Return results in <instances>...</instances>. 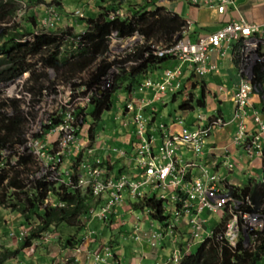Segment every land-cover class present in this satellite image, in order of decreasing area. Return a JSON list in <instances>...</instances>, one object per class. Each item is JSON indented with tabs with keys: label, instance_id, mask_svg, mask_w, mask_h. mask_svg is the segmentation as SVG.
<instances>
[{
	"label": "built area",
	"instance_id": "built-area-1",
	"mask_svg": "<svg viewBox=\"0 0 264 264\" xmlns=\"http://www.w3.org/2000/svg\"><path fill=\"white\" fill-rule=\"evenodd\" d=\"M189 1L195 5L216 8L221 14L232 3L231 0ZM25 14L24 6L9 25H20ZM115 16L121 15L116 12L109 19ZM73 17L83 18L84 13L75 11ZM61 21L62 15L57 7L44 5V16L38 27L19 43L33 44L42 33L56 31ZM191 29V22H186L173 35L171 43L149 42L147 46L150 51L146 58L167 59L174 66L164 70L159 79L147 76L138 87L137 93L142 96L138 97L133 92L128 100L123 101L125 106L122 110L128 123H132V134L135 136V141L131 143L135 164L129 174L109 175L101 166L103 162L89 148L91 139L83 128L86 127V119L93 105L106 94L115 92L116 80L123 69L129 70L140 63H120L146 44L145 37L139 32L121 37L118 31L111 30L104 57L109 64L106 76L100 72L99 62L94 74H82L68 81L59 80L53 68H45L37 63V59H29L28 62L33 64L31 68L11 81L0 83V99L19 101L22 105L27 132L26 143L18 151L33 158L37 164L35 174L31 177L33 184L67 185L75 190L89 189L96 198L106 195L108 204L99 216L116 214L112 207L122 203L126 192L133 197H145L158 191L159 198L165 202L164 221L157 229L149 232H145L142 225L138 226L137 229L144 232V237L137 234L136 240L147 239L152 246L166 240L176 244L180 237L181 220L186 218L193 229L189 240V245H192L204 238L203 232L212 235L206 230L208 220L202 214L220 212L222 220L226 217L228 220L221 228L218 239H225L232 247H236L243 238L245 248H254L258 241L256 233L261 232L264 227V207L257 206L248 197L234 198L229 193L226 179L211 173L210 164L197 165L195 161L186 159L179 153L181 149H185L196 157L203 156L210 130L218 125L228 126L234 121L239 124L234 143L243 147L250 158L261 155L264 118L259 113L252 112L256 126L252 131L248 130L245 119L248 118L251 96L257 89L259 70L264 72V29L243 21H233L215 33L196 39L192 38ZM82 34L60 39L59 50L66 54L83 47L85 41ZM233 41L240 43L239 73L242 79L234 96L236 110L232 120H215L205 130H189L182 120H177L179 130H172L165 123L152 126L151 121L158 116V105L163 104V98L182 91L181 78L184 73L188 72L199 79L211 76L216 65L209 62L210 53ZM33 70L45 71L47 74V81L40 92L29 90ZM95 76L99 77L94 81ZM73 159L81 160L76 173L68 166ZM223 165L226 170L234 167L228 160ZM196 167L200 168L201 177L191 175ZM74 176L76 181L73 180ZM21 236L24 237L25 232ZM53 237L52 234H47L43 240L47 242ZM181 256V251L177 249L170 262L178 263Z\"/></svg>",
	"mask_w": 264,
	"mask_h": 264
},
{
	"label": "trees",
	"instance_id": "trees-1",
	"mask_svg": "<svg viewBox=\"0 0 264 264\" xmlns=\"http://www.w3.org/2000/svg\"><path fill=\"white\" fill-rule=\"evenodd\" d=\"M26 1L29 6L48 4L46 0ZM100 1L105 6L101 7L99 17L90 22L84 35L85 45L72 55V61H67L58 56L59 40L74 35L73 29H58L42 33L31 45L19 43L23 37L32 33L30 29L27 31L25 29L20 33L17 24L8 25L11 24L21 5L18 0H0V82L10 81L29 69L28 59L36 57H39L45 66L55 68L69 80L85 73L94 74L97 71L94 68L99 62L100 72L106 76L109 64L104 57L108 50L107 37L111 30L118 31L121 37L139 31L148 41L169 44L172 42L173 35L183 24L180 17L167 14L164 8H157L156 11L149 12L147 7L133 11L127 18L116 16L110 20L109 14L117 12L119 6H116L115 0ZM53 3L59 9L62 8L60 0H54ZM148 52L147 47L140 48L127 60L120 62L123 65L127 62L140 61L129 71L123 70L121 76L116 80V89L124 88L127 92L135 91L137 84L149 72L167 61L153 57L145 58ZM32 74L34 82L42 87L43 72L38 73L33 70ZM98 77L95 76L94 81ZM260 78L262 82L264 80L263 73ZM114 101L113 93L106 94L102 100L96 102L89 118H99L104 111L111 109ZM184 106L191 107L189 103H185ZM9 111H13V115H10ZM26 132V119L21 111L20 103L0 100V164L3 163L2 156L5 151L12 152L11 158L17 157L15 165L10 164L11 158H9L5 162L6 168L0 167V207L17 213L22 219L21 224L30 229V235L22 243L21 248L30 247L32 242L38 239L43 232L52 231L59 225H66V227L74 229L75 234H70L65 239L61 237L62 246L76 249L83 241L78 236L83 228L81 221L87 218L90 208L94 206L92 198L89 193L79 190L67 191L65 187L57 189L44 183L33 184L31 177L35 173L36 162L30 157L17 154L18 148L26 143ZM227 188L230 195L236 199L249 197L258 206L264 204V184L250 182L246 187L229 185ZM48 192L54 193L55 198L63 202L64 206H46L41 209ZM132 204L135 209H141L142 206L151 208L153 219L162 220V207L153 198L142 200L140 203L132 201ZM222 227L223 224L216 228L212 237L206 239L195 254L186 256L181 264H264V230L257 234L258 241L254 248H245L243 238L240 239L236 247H232L225 239H218ZM191 231H193L192 228L189 229V232ZM21 255L20 249L11 250L4 247L0 251V264H7L14 259L18 260ZM68 264L79 263L70 259Z\"/></svg>",
	"mask_w": 264,
	"mask_h": 264
},
{
	"label": "crops",
	"instance_id": "crops-1",
	"mask_svg": "<svg viewBox=\"0 0 264 264\" xmlns=\"http://www.w3.org/2000/svg\"><path fill=\"white\" fill-rule=\"evenodd\" d=\"M97 1L99 0H94V8L90 5L88 8L90 11L100 13L102 5L98 8ZM138 1L142 2L143 0H131L130 4L138 6L140 4ZM81 3L85 4L84 2H79V4ZM156 5L174 9L182 18L193 20L195 22L194 32L196 34L212 33L231 21H244L249 24L264 27V0H232V4L227 7L224 14H219L216 9H211L206 6H194L189 0H172L171 2L156 0ZM69 8L64 4V8L60 9V11L66 12V10H70ZM43 15V5L29 8L27 19H31V22L28 23L27 27H33L36 23H39V18L40 16L43 17ZM71 25L75 29L80 27V25L83 26L81 22L76 23L75 21L72 22L71 19H63L64 27ZM235 49H237V44L232 42L229 46H224L218 51L211 52L209 62L216 65V70L209 77L199 79L185 72L182 77V84L184 86L182 94L166 95L163 98V104L159 106L161 117L155 122H164L172 130H179V124H177L176 118L181 117V119L185 118L186 127L189 130H193L199 126L207 125L213 118H223L226 121H230L236 110L234 96L241 82V77L238 75L233 62ZM170 66H173L171 62L164 63L151 73L152 77L159 79L162 77L164 70L170 68ZM260 86L261 90L256 92L251 99V106L262 112L264 80ZM126 94L127 91L121 89L116 97H120L121 99L119 101H122ZM186 96L194 97L189 104L191 106L189 108L188 106H184ZM114 105H118V113L115 115L104 113L95 120L90 119L91 122L94 121L91 130L88 131V136L92 138L90 145L94 149H98L97 153L99 156H107L109 160L107 163L114 171L117 169L122 171L125 168V171L130 173L133 168L132 163L126 160H115L117 157L108 151L110 147L105 148V145L111 147L124 146L127 139L129 141L133 139V136L130 137L127 134L130 130H133V126L128 123L127 116L121 110V105L118 103ZM116 118H119V120L117 121ZM245 122L252 131L254 128L253 123L247 119ZM237 131V123H232L226 127L217 129L206 146L205 154L198 161L199 164L209 163L211 165V173L226 177L229 185L244 187L249 182L250 176L262 178L264 157L255 156L250 158L246 155L244 148L234 143ZM126 148L128 147L126 146ZM179 154L188 158L187 155L189 153L185 149H181ZM225 158H228L227 160L234 165L233 171L226 170L224 167L223 162ZM199 173L200 170L196 169L193 171V176L198 178ZM123 219L121 223L114 224L111 227H107L102 221L93 220L90 227L96 222L91 227V232L93 233L92 237L97 239V241L94 244H90L93 240L89 241L84 249L97 253L103 250V244L108 243L112 244V248L116 250V255L120 256V264H153V261H151L152 254H148V252H154V250H151L146 245H137V243L132 242L130 237H128L133 233L132 229H134L137 223L136 218L132 216L127 219L123 217ZM5 223L0 221V227L7 234L8 229L6 230ZM148 223V221H145L143 225H146L147 229H149ZM100 233L103 236H99ZM165 256L166 253L163 254V257ZM89 257L86 254H81V262L93 264V255Z\"/></svg>",
	"mask_w": 264,
	"mask_h": 264
},
{
	"label": "clouds",
	"instance_id": "clouds-1",
	"mask_svg": "<svg viewBox=\"0 0 264 264\" xmlns=\"http://www.w3.org/2000/svg\"><path fill=\"white\" fill-rule=\"evenodd\" d=\"M94 1V0H93ZM167 2H171L172 0H166ZM19 3H20V5H21V7H20V10L19 11H21V9L25 6L26 7V14H25V16H24V18H23V20H22V22H21V24L20 25H18V27H19V32L21 33V32H23V30H25L26 29V31L27 30H32V33L31 34H33V32H34V29L35 28H37L38 27V24L39 23H36L33 27H27L28 26V23H30L31 22V19H27V14H28V11H29V8H31V7H34V6H36V7H38L39 5H42V4H33V5H31V6H29L28 4H27V1L26 0H20V1H18ZM140 4L138 5V6H135V5H131L130 3H131V0H115V4H116V6H119V8H117V9H119L117 12L122 16V15H124V17H121V16H119L120 18H127L128 16H130L131 15V13L133 12V11H139V10H142L144 7L146 8L147 7V11H149V12H154V11H156V9L157 8H164L165 10H166V12H167V14H169V15H171V16H178V17H180L181 19H182V21H183V24L180 26V28L186 23V22H191V24H192V29H191V36H192V38H194V39H196V38H198L199 36H202V35H206V34H196L195 32H194V26H195V22L193 21V20H191V19H189V18H182L174 9H169V8H166V7H160V6H157L156 5V0H143L142 2H140V1H138ZM231 2H232V0H231ZM193 4V3H192ZM232 4V3H231ZM46 5H49V4H46ZM53 5V4H52ZM87 5H88V7H89V4H84V6H85V8L87 7ZM194 6H199V7H201L202 5H195V4H193ZM230 5V4H229ZM229 5H227V7L229 6ZM53 6H55V5H53ZM103 6H105V5H103ZM126 6V7H125ZM55 7H57V6H55ZM124 7H125V9H127V10H129V14H127V15H125L124 13H123V9H124ZM207 7V6H206ZM227 7H226V10H227ZM85 8H83V9H73V10H66V12L64 11V12H61L60 11V9L57 7V9H58V11H59V13L62 15V21H61V23L63 22V19L65 18V19H71V21L72 22H79V20H82V19H85L86 17H85V14H86V9ZM208 8H211V7H208ZM61 9H63V6H62V8ZM211 9H216V8H211ZM43 10H44V4H43ZM78 10H80V11H82L83 13H84V17L83 18H80V19H75L74 17H73V13L75 12V11H78ZM217 10V9H216ZM226 10H225V12H226ZM19 11L17 12V14L19 13ZM217 12L219 13V14H221L218 10H217ZM224 12V13H225ZM116 13V12H115ZM223 13V14H224ZM16 14V15H17ZM111 14H113V12H111ZM111 14H109V16L111 15ZM44 16V15H43ZM116 17V16H115ZM30 18V17H29ZM43 17H41L40 16V18H39V22H40V20L42 19ZM114 19V18H113ZM111 20V19H110ZM13 21V20H12ZM90 20H89V26H90ZM231 22H233V21H231ZM244 22V21H243ZM247 24H249V23H247ZM9 25V24H8ZM15 25H16V23H15ZM227 25V24H226ZM250 25H252V26H259V25H255V24H250ZM9 26H12V25H9ZM225 26V25H224ZM223 26V27H224ZM259 27H261L262 29H264V27H262V26H259ZM68 28H71V29H73V31H74V35H70V36H73V37H76V36H79L80 34H82L83 35V38H84V35H85V33H86V31H87V29L86 30H82V32L80 33V34H77V33H75V31H76V29L71 25V26H66V27H64V26H58V28H57V30L58 29H68ZM179 28V29H180ZM178 29V30H179ZM221 29V28H220ZM219 29V30H220ZM177 30V31H178ZM176 31V32H177ZM218 30H216V31H214V32H212V33H215V32H217ZM136 32H139V31H136ZM140 33V32H139ZM212 33H208V34H212ZM30 34V35H31ZM141 34V33H140ZM30 35H27V36H30ZM142 35V34H141ZM27 36H25V37H27ZM144 36V35H143ZM25 37H23V38H25ZM67 37V36H66ZM145 37V36H144ZM64 39V38H63ZM63 39H61V40H63ZM146 39V38H145ZM36 41V40H35ZM84 41L86 42V40L84 39ZM149 42L150 41H148L147 39H146V44L144 45V46H141L140 48H144V47H147V49H149L148 48V44H149ZM233 42H235L236 44H237V49H235L234 50V58H233V62H234V64H235V62H237L236 64H235V66H236V69H237V73H238V75L241 77V79H242V76L240 75V73H239V70H240V43H238V42H236V41H233ZM232 42H230V44H231ZM22 44H24V43H22ZM229 44V45H230ZM29 45H31V44H29ZM228 45V46H229ZM60 47V46H59ZM140 48H138V49H140ZM43 49H45L46 50V48H43ZM78 50V49H77ZM76 50V51H77ZM76 51H73L72 53H63L61 50H59V48H58V51H57V53H58V56L60 57V58H65L67 61H72L73 59H72V55L73 54H75L76 53ZM149 51H150V49H149ZM214 51H218V50H214ZM149 53V52H148ZM211 54V53H210ZM224 56V55H223ZM146 58V57H145ZM151 58V57H150ZM29 59H32V60H34V59H37V63H41L45 68H47L41 61H40V58L39 57H36V58H29ZM28 59V60H29ZM167 60V59H166ZM133 62V61H132ZM140 62V61H139ZM166 62H169L168 60L166 61ZM165 62V63H166ZM28 65H29V68H31L32 66H33V64L32 63H29L28 62ZM163 65V64H162ZM161 65V66H162ZM137 66V65H136ZM173 66H174V64H173ZM52 68V67H51ZM158 68V67H157ZM54 69V71H55V74L57 75V79H59V80H64V81H68L69 79H67V77H65L64 75H62V73L61 72H58V71H56V69L55 68H53ZM131 69V68H130ZM129 69V70H130ZM124 70V69H123ZM126 70V69H125ZM129 70H127V71H129ZM156 70V69H155ZM155 70H152L151 72H149L145 77H144V79L142 80V81H140V83H138L137 84V86H136V89H135V91H133L134 93H137V91H138V87H139V85L141 84V82H143L144 80H145V78L147 77V76H152V72L153 71H155ZM25 72V71H24ZM23 72V73H24ZM40 72H43V83H42V87H40L38 84H36L35 82H34V80H33V74L31 75V85H30V87H29V90L31 91V92H34V91H41L42 90V88L45 86V83H46V81H47V74L45 73V71H40ZM40 72H38V73H40ZM123 72V71H122ZM32 73V72H31ZM261 73H263L264 74V72H261L260 70H259V74H258V79H257V82H256V85H257V89L253 92V95L256 93V92H259L260 90H261V86H260V84H262V82H261V78H260V75H261ZM22 74V73H21ZM21 74H19V75H21ZM85 74H89V73H85ZM122 74V73H121ZM18 75V76H19ZM17 76V77H18ZM121 76V75H120ZM183 77V76H182ZM16 78V77H15ZM119 78V77H118ZM14 79V78H13ZM12 79V80H13ZM202 79H204V78H202ZM11 81V80H10ZM8 82V81H7ZM0 83H3V82H0ZM181 83H182V78H181ZM182 91L181 92H179V93H177V94H174V95H178V94H182V92H183V89H184V86H183V84H182ZM121 89H124V88H120V89H116V86H115V92L113 93L114 94V97H115V103L113 102V106L111 107V109L114 107V104H120L121 105V110L123 109V107L125 106V103L123 102L124 100H128L129 99V97L131 96V94L133 93V92H127V94L125 95V97H124V99H122V101H119V99H121L120 97H116V96H118V92H120V90ZM184 94H185V92H184ZM168 95H173V94H168ZM253 95L251 96V99H252V97H253ZM137 96L138 97H141L142 95H141V93H137ZM263 98H262V101H263V104H264V91H263ZM192 99H194V97L193 96H186V101H185V103H191L192 102ZM0 100H3V99H0ZM3 101H14V100H3ZM16 102H19V101H16ZM235 103V102H234ZM95 105V104H94ZM94 105H93V107H94ZM161 105V104H160ZM160 105H158V116H156L155 118H153V119H155V120H152L151 121V125L152 126H158V124H160V123H164V122H160V123H158V122H155L157 119H159V117H161V112L159 111V106ZM236 105V104H235ZM20 106H22L21 104H20ZM249 106H250V108H249V114H248V118H247V120H250L252 123H253V125H254V128H256V126H255V122H254V120L252 119V112L254 111V112H257V113H259L263 118H264V114H263V110H262V112H260L259 111V109H255V108H253L252 106H251V100H250V104H249ZM93 107L90 109V111H89V113H88V116H87V122L88 121H90V119L91 118H89V115H90V113H91V111H92V109H93ZM110 109V110H111ZM110 110H107V111H104L102 114H104V113H106V112H109ZM9 114L10 115H13V111H9ZM24 116V115H23ZM25 117V116H24ZM233 117V116H232ZM92 119L93 120H95L93 117H92ZM117 119V118H116ZM218 119H222V120H224L223 118H213L207 125H205V126H199L198 128H196V129H193V130H198V129H202V130H205V129H208V128H210V126L212 125L211 123L213 122V121H215V120H218ZM119 120V118L117 119V121ZM177 120H182L183 121V124L186 126V124H185V118H183V119H181V117H178V118H176V121ZM232 120V119H231ZM245 121H246V119H245ZM224 122H226V120H224ZM233 123H237L238 124V122H234L233 121ZM246 123V122H245ZM131 125H132V123H131ZM239 125V124H238ZM246 125H247V123H246ZM133 126V125H132ZM227 126V125H226ZM226 126H223V125H218V126H216L215 128H213L212 130H210V136H209V139H208V143H209V141H210V138L213 136V134H214V132L217 130V129H219V128H221V127H226ZM247 127H248V125H247ZM253 128V129H254ZM133 129H134V127H133ZM238 130H239V126H238ZM248 130H250L249 129V127H248ZM132 131L133 130H130L129 132H127V134L130 136V137H132L133 136V139H131L130 141L127 139L126 141H125V144H124V146H118V147H111V146H109V145H105V148L106 147H110V149L108 150L109 152H112L117 158H115V160H126V161H128V162H130V163H132V165H133V167H134V164H135V160H134V158L132 157V150H133V147H132V145H131V143L133 142V141H135V136L132 134ZM238 132V131H237ZM91 140H92V138H90ZM91 140H90V144H91ZM89 144V148H91V149H93L94 150V156L95 157H97V158H99L102 162H103V165H101L102 167H104L107 171H108V173H109V175H114V174H129V172L128 171H125V168H123L122 169V171H119V169H117V170H113L112 168H111V166L107 163L109 160L107 159V156H104V157H101V156H99L98 155V153H97V151H98V149H94L93 147H91V145ZM208 145V144H207ZM264 145V144H263ZM126 146L128 147V148H126ZM101 148H104V147H101ZM206 149V148H205ZM264 147H262V153H261V157H264ZM18 150H19V148H18ZM17 150V154H19V155H25L24 153H22V152H20L19 153V151ZM11 155H12V152H10V151H5V152H3V156H2V162L3 163H1L0 164V167L1 168H6V166H5V162H6V160L7 159H9V158H11ZM25 156H27V155H25ZM188 158H186V159H189V160H193V161H195L196 162V164L198 165L199 164V161H198V159L201 157H196V156H194L193 154H191V153H189L188 155ZM27 157H30V156H27ZM109 157V156H108ZM259 157V156H258ZM31 158V157H30ZM33 159V158H32ZM227 159L228 158H226L225 160H224V162L225 161H227ZM34 160V159H33ZM16 161H17V157H13V158H11V161H10V164L11 165H15L16 164ZM80 164H81V160L80 159H73V160H71L70 161V163L68 164V166H71L70 167V169L74 172V173H76V171L78 170V168H80L79 166H80ZM206 164H209V163H206ZM232 164V163H231ZM199 165H202V164H199ZM211 166V165H210ZM234 166V165H233ZM196 169H198V170H200V168L199 167H196L193 171H195ZM233 169H234V167L232 168V169H229V170H231V171H233ZM264 169V168H263ZM36 171V170H35ZM193 171L191 172V175L193 176ZM264 171V170H263ZM35 174V173H34ZM33 174V175H34ZM194 177V176H193ZM198 177H201V172L199 173V176ZM196 178V177H195ZM223 178H225L226 179V183H227V186H229V183H228V181H227V178L226 177H223ZM73 180L74 181H76V176H74V178H73ZM250 182H253V183H261V184H264V173L262 174V178H259V177H253V176H250V179H249V182L244 186V187H246ZM48 185V184H47ZM48 186H52V187H54V188H62V187H65L66 189H67V191H69V190H71V191H73V190H75V189H73V188H70L69 186H67V185H60V186H53V185H48ZM78 191V190H77ZM79 191H81V192H87V193H89V195L91 196V198H92V203L94 204V206H92V208H90V210H89V214H88V216H87V218H85V219H83L81 222H82V225H83V228L78 232L79 234H78V236L83 240L82 241V243H81V245L78 247V248H73V249H71V248H64L63 246H62V240H61V237H63V239H65L68 235H70L71 233H65V232H62L61 230H62V226H64V227H66V225H59L58 227H55V229L54 230H52V231H47V232H43L42 234H41V236L38 238V239H36V240H34L33 242H32V245L30 246V247H27V248H21V246H22V243L28 238V236L30 235V229H28V228H26V226H23L22 224V226H21V228H20V230H19V232L17 233L18 234V236H17V239H18V242H19V247L17 248V249H20V251H21V256H24L25 255V258H26V255H30L29 254V252L31 251L30 249H37V248H39L41 245H42V247H47L48 245H51L52 243H54V244H56V245H58V247H59V251L61 252V253H58V254H53L52 255V258H48V257H44V255H42V256H34L33 257V259H37V260H41V262H43V263H47L48 261H55V259H58L64 252H70L71 253V256H69L68 258H66L65 259V264H68V262L70 261V259H74V261L75 262H78L79 264H86V263H82L81 262V259H80V255L81 254H86L87 255V257L88 258H90L89 256L90 255H93V264H120V262H121V258H120V256L118 255H116V250H114L113 248H112V244H108V243H106V244H103L102 245V251L101 252H97V253H94V252H92V251H88V250H86V249H84L85 247H86V245H87V243L89 242V241H91V240H93V242H90V244H94L96 241H97V239H95V238H93L92 236H93V233L91 232V227H90V224H91V222L93 221V220H98V221H102L103 222V224L104 225H106L107 227H111V226H113L114 224H119V223H121L122 222V220H124L123 219V217H126V219L129 217H132V216H134L135 218H136V220H137V223H136V225H135V227H134V229H132V231H133V233L130 235V236H128V237H130V239H131V241L132 242H134V243H137V245H146L147 247H150V249L151 250H154V248H157L158 246H161V247H163L164 249L166 248V246H172V248H174V251H173V253L178 249V250H180L181 251V253H182V256H181V260L178 262V263H172V262H167L166 264H181L182 263V261H183V259L186 257V256H188V255H191V254H188L189 253V250H190V248L195 244V242L194 243H192V245H189V240H190V233L192 232H189V229H191L192 228V226H191V224L188 222V220H186V219H183V221L181 220V224H182V227H181V229H180V237H179V240H178V242L176 243V244H173L172 242H170V240H166V241H163V242H161V243H159V244H157V245H155V246H152L149 242H148V240L147 239H143V240H141V241H138V240H136V237H135V235H137V234H139V235H141L142 237H144L143 235H144V232L142 231V230H138L137 228H138V226H140V225H142V229L145 231V232H149L150 230H152V229H157L158 228V226H159V224H161L163 221H164V218H163V213H162V220L161 221H156L155 219H153V217L151 216V208H146V207H144V206H142L141 207V209H135L132 205V201H134L135 203L138 201L139 203H140V201H146L147 199L149 200V199H154V200H156L159 204H160V206L162 207V210L164 211V209H165V202H164V200H161L160 198H159V196H160V193L158 192V191H154V192H152V193H149L147 196H145V197H133V196H131L130 195V193L129 192H126L125 194H124V199H123V201H122V203L121 204H119V205H117V206H114V207H112V208H114V210H116V214H110V213H106L104 216H99V213L102 211V209L105 207V206H107V202H108V199H107V197H106V195H104V196H102V197H99V198H96L94 195H93V193L91 192V190H79ZM54 193H52V192H48L47 193V196H46V199L43 201V203H42V206H41V209H43V207H46V206H51V207H63L64 206V204H63V202H61V201H58L56 198H55V196L53 195ZM249 198V197H248ZM242 199V198H241ZM251 199V198H250ZM251 201H252V199H251ZM100 203V204H99ZM97 204H99L98 206H96ZM258 206V205H257ZM263 207H264V204L262 205ZM0 210L2 211L3 210V212H7V214H9V212H13V211H10V210H8V209H5V208H3V207H0ZM15 213V212H14ZM147 213H149V214H147ZM212 213H214V212H212ZM212 213H207V212H204L203 214H202V217L204 218V219H207L208 221H209V218H211V214ZM263 214H264V211H263ZM146 215V216H145ZM206 215L208 216V217H206ZM125 219V220H126ZM150 220H152V222H150ZM228 220V217H226V218H224L223 220H221V223L216 227V228H218L219 226H221L222 224H223V227H224V224H225V222ZM145 221L147 222H149L148 224H149V229H147L146 228V225L145 226H143L144 224H145ZM113 222H115L114 224H112ZM208 223L206 224V230H207V232H209L208 231ZM67 228H70V229H72L71 227H67ZM215 228V229H216ZM111 229V228H110ZM109 229V230H110ZM215 229L212 231V234H213V232L215 231ZM72 230H74V229H72ZM263 230H264V227H263ZM263 230L261 231V232H259V233H262L263 232ZM22 232H25V236L23 237V236H21V233ZM122 232V231H121ZM120 232V233H121ZM187 232H189V233H187ZM259 233H256V234H259ZM47 234H52L54 237L50 240V241H47V242H45L44 240H43V237L45 236V235H47ZM75 234V233H74ZM74 234H72V235H74ZM121 234H123V233H121ZM97 235V234H96ZM99 236H103V234L102 233H100L99 234ZM125 237H126V235H125ZM210 237H212V235H210V236H208V237H205V238H203V239H201V244L206 240V239H208V238H210ZM97 238H98V235H97ZM61 240V241H60ZM200 244V245H201ZM238 244V243H237ZM90 247V246H89ZM88 247V248H89ZM40 249V248H39ZM16 250V249H15ZM62 250H64V251H62ZM155 252V251H154ZM156 253H160V252H156ZM34 255V254H33ZM46 256V255H45ZM55 256H57V257H55ZM172 258V257H171ZM170 258V259H171ZM51 259H53V260H51ZM162 262H164V260L163 261H161V262H156V264H164V263H162ZM62 264H64V263H62ZM154 264V263H153Z\"/></svg>",
	"mask_w": 264,
	"mask_h": 264
},
{
	"label": "rangeland",
	"instance_id": "rangeland-1",
	"mask_svg": "<svg viewBox=\"0 0 264 264\" xmlns=\"http://www.w3.org/2000/svg\"><path fill=\"white\" fill-rule=\"evenodd\" d=\"M46 1L49 5L52 4V2H54V0H46ZM60 1H61L63 8H64V4H65L66 6L70 7L69 8L70 10L71 9L75 10V9L85 8L84 4H82V3L79 4V2H84L85 4H89L93 8L95 6V2L93 0H79V2H78V0H60ZM97 2H98V8L101 5L102 6L104 5V3L101 2L100 0ZM100 2H101V4H100ZM53 5H55V4L53 3ZM125 7L123 9V13L125 15H127V14H129V10L125 9ZM85 9H86V14H85L86 19L79 20V22H81L83 24V26L80 25V27H78L76 29L75 33H77V34H80L83 29L84 30L88 29L89 20L90 21L96 20L100 14L99 12L97 13V11H94V12L90 11V9L88 8V5ZM58 26H63V22L60 23ZM106 113L111 114V115H115L116 113H118V105H114V107L109 112H106ZM90 118L92 119V117H90ZM107 118H108V116H107ZM93 122L88 121L86 123V127L83 128L84 132L87 133L88 131L91 130V126H92ZM211 215L212 216H211V218H209L208 226H207L209 233H212V231L221 223V220L223 217L220 212H214ZM206 217H208V216L206 215ZM184 219H186V218H184ZM0 221L6 222L5 223L6 224V230L8 229L7 234H5L4 231L2 230V227H0V251H2L4 247L9 248L11 250L17 249L19 247V242L17 239V236H18L17 233L19 232V230L22 226L21 225L22 219H20V217L17 213L9 212V214H7V212L4 213L3 210L2 211L0 210ZM150 222H152V220H150ZM95 223H93L91 227H93ZM61 228H62V230H61L62 232L71 233V234L75 233V231L70 229V228H67L64 226H62ZM203 235H204V238L209 236V234L206 232H203ZM200 244H201V239H198L195 242V244L190 248L188 254H191V255L195 254L197 252ZM39 248L30 249L31 250L29 252L30 255L29 256L26 255V258L24 255V256H21L20 259H18V260L14 259L7 264H62V263L65 264V259L68 258L69 256H71V253L67 251V252H64L58 259H55V261H51V262L48 261L47 263H43V262H41V260L33 259V257L37 256V255L38 256L44 255V257H45V255H46V257H48V258H52L53 254H55V253L58 254L61 252L59 251L58 245H56L54 243H52L51 245H48L47 247H42V245H41ZM161 250H162V252H161ZM62 251H64V250H62ZM154 251L155 252H148V254H150V253L152 254L151 261H153V263L156 264L157 261L161 262L164 260V262H162V263L166 264L167 262L170 261V258L173 255L174 248H172V246H169L164 250L163 247L158 246L157 248H154ZM156 252H161V253H156ZM164 253H166L165 257H163ZM55 257H57V256H55ZM51 260H53V259H51Z\"/></svg>",
	"mask_w": 264,
	"mask_h": 264
}]
</instances>
